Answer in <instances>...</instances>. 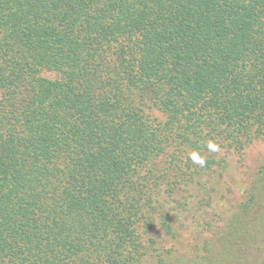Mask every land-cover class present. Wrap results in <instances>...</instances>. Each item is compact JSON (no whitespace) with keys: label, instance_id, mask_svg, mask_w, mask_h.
I'll list each match as a JSON object with an SVG mask.
<instances>
[{"label":"trees","instance_id":"1","mask_svg":"<svg viewBox=\"0 0 264 264\" xmlns=\"http://www.w3.org/2000/svg\"><path fill=\"white\" fill-rule=\"evenodd\" d=\"M261 137L264 0H0V264H264Z\"/></svg>","mask_w":264,"mask_h":264},{"label":"rangeland","instance_id":"2","mask_svg":"<svg viewBox=\"0 0 264 264\" xmlns=\"http://www.w3.org/2000/svg\"><path fill=\"white\" fill-rule=\"evenodd\" d=\"M229 168L217 187V197L213 203L220 213L217 220L221 226L243 201L251 176L259 165L264 163V137L254 140L240 152H233L228 155ZM216 204V205H215ZM182 216L183 227L177 230L176 240L165 239L163 246L171 249H179L183 253L192 254L197 245L212 236L211 231L198 226L202 223V213L189 211ZM186 217V218H184ZM204 220L207 217H203Z\"/></svg>","mask_w":264,"mask_h":264},{"label":"clouds","instance_id":"3","mask_svg":"<svg viewBox=\"0 0 264 264\" xmlns=\"http://www.w3.org/2000/svg\"><path fill=\"white\" fill-rule=\"evenodd\" d=\"M209 147H210V148H213V150H215V148H214L213 145L210 144ZM195 157H196L195 159H193V157H192V159H193L195 162L200 163L201 165H203L204 161L201 160V159H199L197 156H195Z\"/></svg>","mask_w":264,"mask_h":264}]
</instances>
